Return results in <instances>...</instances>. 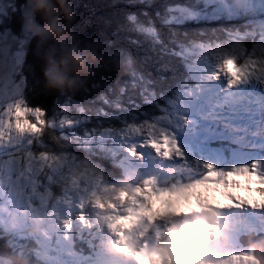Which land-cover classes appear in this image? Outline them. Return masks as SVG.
Returning a JSON list of instances; mask_svg holds the SVG:
<instances>
[{
  "label": "snow or ice",
  "instance_id": "6c2138e0",
  "mask_svg": "<svg viewBox=\"0 0 264 264\" xmlns=\"http://www.w3.org/2000/svg\"><path fill=\"white\" fill-rule=\"evenodd\" d=\"M5 33L10 37H16L12 51L17 50V44L21 49L27 47L26 38L13 35L7 27L6 19L0 17V35ZM5 43L7 42L0 43V47ZM209 50L211 54L206 59L200 55ZM197 52L201 61L215 60L217 71L213 75L219 78L221 73L224 74L230 78V85L244 81L250 76L264 78V37L252 41L251 44L235 40L225 45H201ZM257 55L262 59L254 60L253 57ZM257 63L259 75H256L257 68L253 67ZM230 65L234 71L229 70ZM4 67L14 83L27 82V73L20 64L13 61ZM33 79L37 87L42 85L39 77ZM88 88L87 83L80 90L86 91ZM120 91L122 93L123 89ZM99 99L117 111L108 112L106 108L89 107L83 101H75L65 93L58 95L49 113L51 118L46 119L45 114L48 110L30 104L27 99V88L0 100V161L8 158L9 164L6 170L0 171V176L6 177V183L0 179V203H4L10 209L6 215L0 217V222L6 221L12 215L27 216L31 211L36 210L47 217H62L61 223L65 229L73 228V220L84 221V215L78 213L83 212L84 203L81 197L88 191L89 181H82L81 178L77 180L73 174L75 161L72 156L79 157L72 151L74 148L88 151L96 146L97 142H101L102 147V142L108 138L128 141L143 137L146 138V145L141 143L140 146L150 147L165 160H171L174 152L183 156L179 152L177 141L170 138L164 120L156 122L138 120L117 101H112L105 95ZM72 110L77 115L69 117L68 113ZM119 112H125L126 115H118ZM30 117H34V121ZM46 137L52 139L51 145ZM128 150L133 156L140 154L136 151L135 145ZM259 168L260 162L257 161L251 168L236 169L228 176L233 180H236V177H243L249 188L252 181L264 185V175L260 174ZM152 183L154 181L148 180L144 189L135 188V196L121 189L116 198L121 203L130 199L136 203V196L146 197L150 207L141 210L149 215L164 212L165 205L175 210H191V207L183 208L180 201L162 199L167 195V191L157 194L151 187ZM201 184L202 182L198 181L191 187L199 188ZM259 192H264V188L259 187ZM157 203L161 205L159 208L156 207ZM248 203L253 207H264V202L248 200ZM96 204L101 208L104 207L99 200ZM107 206L116 209V205L111 201ZM21 209L23 212L20 211ZM128 212L129 215L116 218V223L125 229H130L137 220V214L133 209L129 208ZM157 258V253H137V259L141 264H153V260ZM233 259L247 261L254 257L244 255Z\"/></svg>",
  "mask_w": 264,
  "mask_h": 264
},
{
  "label": "trees",
  "instance_id": "16d2710c",
  "mask_svg": "<svg viewBox=\"0 0 264 264\" xmlns=\"http://www.w3.org/2000/svg\"><path fill=\"white\" fill-rule=\"evenodd\" d=\"M78 1V7L75 6L78 2L73 4L75 22L72 27L76 32L79 27L78 33L85 40L94 41L90 47L96 60L90 64L89 72L80 79L75 90L47 88L41 63L37 59L35 39L26 36L23 31L17 36L27 40V47L22 49L23 57L18 58L17 62L27 73V82H17L22 83L24 89L27 88V99L31 105L48 110L46 119L51 118L49 113L58 95L67 93L75 101H83L89 107L116 112V109L99 99L105 95L117 101L136 119L155 122L161 112L171 106L174 96L182 93L187 85L190 62L186 59L189 51H196L201 45H225L240 35L254 39L260 33L255 28L229 24L225 20L208 22L203 19L196 24L199 22L198 17L191 19L189 14L174 20L172 12L186 7L181 0ZM195 1L204 7L199 0ZM6 21L10 30V17ZM11 40H16V37ZM250 43L247 41V44ZM16 47L20 48L18 44ZM15 52V55L19 54L17 50ZM33 77H39L42 85L37 87ZM87 83L89 88L81 91ZM68 115L73 117L77 113L72 110ZM118 115L126 113L119 112ZM45 139L50 145L53 143L52 139ZM108 139L109 145L105 139L103 146L97 142L94 150L72 149L79 156L72 158L83 163L80 171L86 174L88 169H92L94 174H106L103 164L112 163L107 156L116 152L119 142ZM105 176L111 179V174ZM37 240L26 242L24 246L21 241L18 245L13 238L0 236V258H9L14 264H43L42 258L38 259L37 254H32L34 249L43 250Z\"/></svg>",
  "mask_w": 264,
  "mask_h": 264
},
{
  "label": "rangeland",
  "instance_id": "374dc122",
  "mask_svg": "<svg viewBox=\"0 0 264 264\" xmlns=\"http://www.w3.org/2000/svg\"><path fill=\"white\" fill-rule=\"evenodd\" d=\"M187 8H191V5L188 3L187 0H181ZM14 2L15 0H0V17H4L5 19L10 17V21H11V15L12 13L15 11V6H14ZM76 2H78L76 4ZM76 4L75 6L78 7L79 6V1L78 0H74L72 2V5L73 4ZM12 5V6H11ZM264 5L259 4V2L256 4V8L258 10H261L263 8ZM12 8V9H11ZM179 14H185V10H180ZM10 25H11V22H10ZM263 25L258 23V24H254V28L256 30H259L260 33L258 34L257 38H254V39H250L249 37L247 36H239L237 40H240V41H243L245 43H247V41H254V40H259L260 38L264 37V33L261 34V32H263L264 28H262ZM16 28H19V23L17 24ZM21 28V26H20ZM22 30V28L20 29V31ZM11 31V30H10ZM22 32V31H21ZM78 32H79V27H78ZM11 38L13 39V37H10V35L8 33H5L4 35H0V43L2 42H7L4 44L3 47H0V64H2L3 66H8L10 65L11 62H15L17 64L18 62V58H21L23 57V54H24V51L22 52V49L21 48H17V52L19 54H16L15 55V51H12V48H13V42L15 40H11ZM251 44V43H250ZM257 48H259V45H257ZM22 52V53H21ZM211 54L210 51H207V56ZM259 56V55H257ZM192 63H196L195 67H194V70H193V74L191 75V78H190V81H189V84L192 85V86H202L205 84V81L204 80H201V79H198L199 77V73L200 72H203L202 70V65H204V61H199L198 62V58L197 56L193 57L192 58ZM210 71H212V69L210 68L209 66V69L207 72H203V73H206V74H209ZM199 89H203L202 87L199 88ZM189 90H191V94H193V91L194 89H190L189 88H185L182 92L184 94H176L174 96V100L172 101V105H175V106H171V110L173 112V114H178V115H175V121H174V126L176 127L177 129V134L180 136V133H183L185 132L186 128L188 126H190V123L191 124H194V121H186L184 122V118L186 117L187 115V111L190 109V108H187L186 107V104H189V100H191V94H189ZM22 92L24 91V85L22 83H19V82H13V79L7 74V72H5V74L0 77V100H3L4 98L14 94L15 92ZM199 96H202L204 94V91L202 90L200 93ZM195 102V98H194V94H193V104ZM177 108V111H175ZM70 117V116H69ZM5 119H7V117H5ZM30 119H32L34 121V117H30ZM66 128L68 126H65ZM179 130H182V131H179ZM133 135H141V134H133ZM178 136V138L175 140L177 141V146L178 147H183L185 145L184 142H180V137ZM139 139V142H141L140 140H142V142L146 145V138H143V137H138V138H135V139H132V140H128L127 141H123V142H127L128 145H130V143H135V140ZM107 141V145H109V142L110 140L109 139H106ZM145 149H149L150 147H147V146H144ZM198 149H201V150H207L208 147L207 146H201V145H198L197 146ZM90 150H94V147ZM233 153V156H236L237 159L235 160V163L237 164V167L235 168L236 169H239V167H242V168H245V167H248V168H251L252 167V163L250 162H247V161H244V162H241V159H240V152L233 149L231 151ZM38 156V155H37ZM73 159V158H72ZM75 161V166L73 168V174L75 177H77V180H79L81 178V180H87L89 181V188H91V185L93 184H96V186H99L101 184H103V180L105 178V175L103 173H97L99 174L100 176L99 177H95L93 174H94V170L92 169H88V173L84 174V171H80L79 168L81 167V165L83 163H80V162H77L75 159H73ZM9 166L8 164V158H5V161H0V171H3V170H6V168ZM86 170V168H85ZM260 174L261 175H264V170H261L260 171ZM192 176H194L192 174ZM196 177H204V175H196ZM0 179L3 180V182L6 183V177H2L0 176ZM109 182V181H108ZM109 184L111 185V187L113 188L112 189H109V187H107V189H109L107 191V193H105L104 191L101 192V194L98 193V189H95V191H91L90 194L93 195V199L92 200H89L90 203L93 204V201H97V200H101V198H104L106 199L107 201L109 200V195L110 194H114L115 196H117L119 190L116 189V187L113 185V183L109 182ZM118 188V187H117ZM255 190H258L259 191V186H256L255 187ZM85 193H88L85 192ZM253 199V194L251 193V195L249 197H246L244 199V202H248L249 201H252ZM85 205V204H84ZM97 204H93V206H95ZM10 209L4 204V203H0V217L4 216L7 214V212L9 211ZM21 212H23V209L20 210ZM84 211V209H83ZM39 215H42L41 211L39 210H36V211H31L27 216H15V215H12L10 218H8L6 221H3V222H0V233L6 237V238H9L8 235L11 236V238H16V236H20L22 235V229H25L27 227L30 226V222L31 220L33 219L34 222H33V225L31 227L32 230L40 233L41 235V238L46 242L48 243L50 241V237H52L53 235V228L49 229V230H44V227L42 226L41 222L39 220ZM43 218H46L47 216H44L42 215ZM52 218L55 220V221H59L60 220V216H52V217H48V219L52 220ZM38 220H39V223H38ZM15 222L18 223V227L16 229V225H15ZM42 229V231H41ZM8 234V235H7ZM52 245V242H50L48 244V246H51ZM54 264H66V259L62 258V257H58L57 259H54ZM0 264H14L12 260H9V258H6V259H3V258H0Z\"/></svg>",
  "mask_w": 264,
  "mask_h": 264
},
{
  "label": "clouds",
  "instance_id": "9594fccd",
  "mask_svg": "<svg viewBox=\"0 0 264 264\" xmlns=\"http://www.w3.org/2000/svg\"><path fill=\"white\" fill-rule=\"evenodd\" d=\"M75 10L70 0H25L21 28L37 44V59L46 87L73 91L89 72L96 57L85 40L72 27ZM6 72L0 64V77Z\"/></svg>",
  "mask_w": 264,
  "mask_h": 264
},
{
  "label": "water",
  "instance_id": "95a60500",
  "mask_svg": "<svg viewBox=\"0 0 264 264\" xmlns=\"http://www.w3.org/2000/svg\"><path fill=\"white\" fill-rule=\"evenodd\" d=\"M74 0H70V3L72 4ZM24 4L25 0H15L14 2V8L15 11L11 15V25H10V30L11 33L15 36H20L21 31H20V26H21V17L24 11ZM19 23V28H16L17 24Z\"/></svg>",
  "mask_w": 264,
  "mask_h": 264
},
{
  "label": "bare ground",
  "instance_id": "6f19581e",
  "mask_svg": "<svg viewBox=\"0 0 264 264\" xmlns=\"http://www.w3.org/2000/svg\"><path fill=\"white\" fill-rule=\"evenodd\" d=\"M179 131H182V130H179ZM40 252H41V251L38 250V249H34V250H32V254H33V255L37 254V255H38V259L42 258L41 255H40ZM37 255H35V256H37ZM38 259H37V260H38Z\"/></svg>",
  "mask_w": 264,
  "mask_h": 264
}]
</instances>
